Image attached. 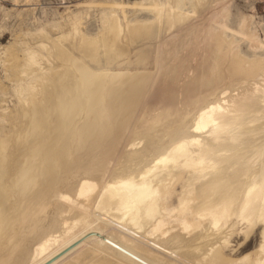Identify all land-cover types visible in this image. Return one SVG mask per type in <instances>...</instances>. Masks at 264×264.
Returning a JSON list of instances; mask_svg holds the SVG:
<instances>
[{
    "label": "bare ground",
    "instance_id": "bare-ground-1",
    "mask_svg": "<svg viewBox=\"0 0 264 264\" xmlns=\"http://www.w3.org/2000/svg\"><path fill=\"white\" fill-rule=\"evenodd\" d=\"M147 1L149 19L104 11L89 38L74 16L4 61L0 264H264V59L226 36L222 0ZM238 227L258 246L226 258Z\"/></svg>",
    "mask_w": 264,
    "mask_h": 264
},
{
    "label": "rangeland",
    "instance_id": "rangeland-1",
    "mask_svg": "<svg viewBox=\"0 0 264 264\" xmlns=\"http://www.w3.org/2000/svg\"><path fill=\"white\" fill-rule=\"evenodd\" d=\"M222 1L228 9V16L226 17L228 19L225 18L223 20L226 36L233 38L238 44L237 49L240 55L248 59H254L255 57L264 59V0ZM213 4L212 2L211 6ZM148 7L149 2L147 0H0L1 108H6L10 113L14 111V107L17 106L15 93L18 90V84L15 80L10 81L12 80L10 70L4 67L5 65H2L3 63L6 64L4 61L11 53L13 55L18 54L16 56L22 59L21 55L26 48L37 51L40 40L38 38L30 40L28 38L30 34L44 28L47 29L50 38H55L58 36V30L54 29L53 26L76 16L80 21L82 33L89 38H94L101 29L99 22L102 14L105 13L104 11L113 10L118 19L124 23L121 10L125 15V20L128 22L149 19L151 14L148 12ZM243 17L249 18V28L255 31L262 48L254 51L248 47L247 40H245L243 33L238 28L239 22ZM8 127V114H6L3 122H0L1 135L8 132ZM178 194L179 184L177 183L171 190L170 197L164 202L168 208H173L176 205ZM241 230L243 228H237L236 235L230 238L227 247L224 248L223 255L226 258H240L252 252L258 246L257 229H254L245 241L241 240ZM134 237L147 245L152 242L151 239L143 236V234H137ZM62 243L60 242L59 245Z\"/></svg>",
    "mask_w": 264,
    "mask_h": 264
},
{
    "label": "water",
    "instance_id": "water-1",
    "mask_svg": "<svg viewBox=\"0 0 264 264\" xmlns=\"http://www.w3.org/2000/svg\"><path fill=\"white\" fill-rule=\"evenodd\" d=\"M104 241H105V240H104ZM105 242L108 243L109 245H111L113 248H115V249L121 251L122 253H125L122 249L118 248L116 245H114V244H112V243H110V242H108V241H105ZM133 258H134V257H133ZM134 259H135V258H134Z\"/></svg>",
    "mask_w": 264,
    "mask_h": 264
}]
</instances>
